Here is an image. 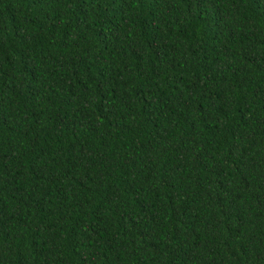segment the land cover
I'll list each match as a JSON object with an SVG mask.
<instances>
[{
    "label": "trees",
    "instance_id": "16d2710c",
    "mask_svg": "<svg viewBox=\"0 0 264 264\" xmlns=\"http://www.w3.org/2000/svg\"><path fill=\"white\" fill-rule=\"evenodd\" d=\"M0 264H264V0H0Z\"/></svg>",
    "mask_w": 264,
    "mask_h": 264
}]
</instances>
